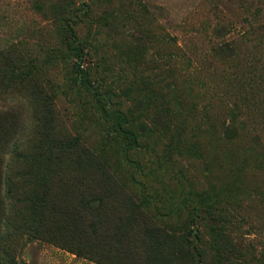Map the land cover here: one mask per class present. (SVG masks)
Returning <instances> with one entry per match:
<instances>
[{
    "label": "rangeland",
    "instance_id": "obj_1",
    "mask_svg": "<svg viewBox=\"0 0 264 264\" xmlns=\"http://www.w3.org/2000/svg\"><path fill=\"white\" fill-rule=\"evenodd\" d=\"M0 264H264V0H0Z\"/></svg>",
    "mask_w": 264,
    "mask_h": 264
},
{
    "label": "trees",
    "instance_id": "obj_2",
    "mask_svg": "<svg viewBox=\"0 0 264 264\" xmlns=\"http://www.w3.org/2000/svg\"><path fill=\"white\" fill-rule=\"evenodd\" d=\"M220 53L226 58H233L235 54L234 51L226 47L220 49ZM74 54L78 61L75 63L73 69V84L83 88L86 92L93 94L96 99L97 110L106 121L111 122L113 131L129 141V148H137L139 146L138 136L126 127L128 123L127 116L119 110L108 111L107 107L111 101L110 94L100 92L91 81L88 71L82 67L83 65L81 62H83L85 57L84 51L81 48H76ZM232 123L234 124L235 122ZM232 127H234V125H229V127L225 128L224 132L226 138L229 140H233L237 137L235 130H231ZM63 140L65 141L60 144V147L54 154L59 160L70 163L72 160L70 157V151L73 150V147L77 146V143H75L69 135L67 138L64 137ZM78 148L79 147H77V149ZM106 180L109 184L113 182L111 175H108ZM96 195L87 187L86 197L81 199L80 206H78V215L84 235L92 240H98L103 237V235H107V229H104L103 231H101V229L104 223H109L114 219V213L112 212L115 211L112 208V205L108 202H105V205H102L103 202L102 198H100L101 195ZM103 197L107 198L106 195H103ZM98 203L101 204L99 205ZM49 208L52 212H55L56 215L61 211V208L58 206H51ZM74 211L77 213L76 208ZM139 215L140 218L143 217L146 224L158 228V224L153 218L151 219L148 215H144L143 213H140ZM104 238L107 239L108 237Z\"/></svg>",
    "mask_w": 264,
    "mask_h": 264
}]
</instances>
